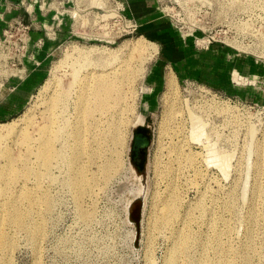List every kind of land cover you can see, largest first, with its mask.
Returning <instances> with one entry per match:
<instances>
[{
	"label": "rangeland",
	"instance_id": "obj_1",
	"mask_svg": "<svg viewBox=\"0 0 264 264\" xmlns=\"http://www.w3.org/2000/svg\"><path fill=\"white\" fill-rule=\"evenodd\" d=\"M154 1L165 19L157 37L153 32L142 35L139 27L133 30L131 23L121 20L120 7L113 0H71L68 10L73 21L66 28L70 37L59 38L50 32L49 50L45 49L47 40L38 41L48 60H44V79L22 112L0 122L5 131L14 126V131L0 140V151H11L21 171V158L32 159L28 152L35 145L32 141L41 137L40 125L50 121L54 95L63 86H71L70 73L80 64L91 63L90 68L97 71L114 69L125 77L129 73L127 90L125 101L112 115L96 116L95 129L85 136V151L76 169L66 160H58L50 176L45 174L40 181L35 180L37 175L31 176L28 186L10 189L13 195L29 191L31 196L26 203L17 204L22 214H28L27 226L7 227L10 238L4 239L8 243L14 240L15 246L1 252L0 264L10 256L13 264H264V176L254 167V145L264 143V109L259 108L264 107V88L250 81L234 82L235 92L229 95L200 79L179 75L177 67L162 57L163 48L174 38L179 44L195 46L197 41L214 37L218 42L213 45L230 50L242 77L255 74L264 86V0ZM23 30L15 25L2 33L8 31L10 42L15 43L10 67L16 69L12 75L19 80L30 75L25 68L29 58L35 68L43 64L40 58L30 56L31 40L24 38ZM137 41L146 50L141 58L131 51ZM20 47L23 50L18 53ZM1 55L0 81L10 73ZM102 57L109 58V63L98 65ZM170 77L174 84L168 82ZM168 84L174 87L175 105L171 106V120L163 121L165 106L171 101L165 96ZM258 88L261 95L255 91ZM226 96L240 98L239 104L245 100L257 105L242 111L241 117H251L258 129L252 164L247 166L250 139L245 128L226 124L219 127V147L234 156L229 153L223 169L188 166V153H202L194 142L204 144L201 133L206 123L198 114L205 115L203 107L213 103V98L227 100ZM190 108L194 116H188ZM222 120L223 116L219 117L217 124L222 125ZM111 127L119 134L115 141L109 137ZM25 136L30 137L26 144L20 142ZM70 139L74 144L72 135ZM79 145L65 148L66 157L77 153ZM140 148L145 154L138 167ZM175 148L180 152L179 161ZM195 155L200 162L199 154ZM157 159L164 166L171 162L174 183L163 176L166 166L162 171L156 169ZM34 164L37 174L45 172L42 164L35 160ZM261 166L264 168V157ZM79 169L88 186L81 203L77 199L80 190L70 185ZM210 171L217 180L207 175ZM2 190L0 187V193ZM170 204H176L177 210L166 221L161 212ZM81 213L89 214V219H83Z\"/></svg>",
	"mask_w": 264,
	"mask_h": 264
},
{
	"label": "bare ground",
	"instance_id": "obj_2",
	"mask_svg": "<svg viewBox=\"0 0 264 264\" xmlns=\"http://www.w3.org/2000/svg\"><path fill=\"white\" fill-rule=\"evenodd\" d=\"M131 51L139 58L143 57L146 52L144 44L138 41L133 45ZM88 54L89 53H82L81 56L89 57ZM140 61H142V59H140ZM100 63L101 64L98 65L109 63V58L102 57V59H100ZM90 65L91 63H82L80 64L79 68H77L75 71L73 70L74 74L70 73V76L71 74L73 75V81L71 82L70 80V87L67 85L69 88H67V86H63V83L62 86L64 89L61 88V84L58 86L62 90L54 95L52 100V104L50 106V121L40 125L38 131L41 130V137L36 138L35 143L32 141V143L35 145L29 148L28 155L32 159L28 160L26 158H21L24 164L23 171H21V169L18 167V160L15 159L11 151H0V167L4 165L0 171V187L3 188L2 192L0 193L3 195V197L0 199V254L1 252H6L8 248H13L15 246L14 240L10 243L6 242L10 238L7 227L13 229L14 227L25 228L27 226L26 215L28 216V214H22V209L17 204H19L20 201L22 203H26L30 198L31 193L28 191L23 192L21 195H13L10 189L16 185L28 186L29 182L33 180L31 176L34 177L37 175L35 180L38 181H40L41 178L45 176V174L50 176L49 172H51L54 162L58 160L61 162L66 160L70 168L76 169L78 161L85 151V145L87 141L85 136L91 129H95L94 123L95 120H97L96 116L100 114L112 115L111 111L117 108L120 103L125 101L124 91L127 90L125 83H127V77L129 73L127 74V77H125L124 75H120L118 72L114 71V69L109 70V68H102L97 71V69H91ZM86 70V74L83 73ZM66 74L68 75V73ZM173 78L170 77L168 82L175 83ZM168 85L172 86L171 84ZM170 86L169 93H166L165 96L166 99L171 97V101H167L163 114V121L168 119L171 120L173 117L171 106L175 105V98L172 96V90L174 87ZM71 108L72 112L70 111ZM203 108L205 109V115L202 113L196 114L202 116L206 123L205 128L201 133L202 137H204V144L194 142L200 145L202 153H196L192 151L190 154L188 153V155L185 156L188 158L187 165L199 167V164L200 166L206 168L218 166L220 169H223V164L228 158L229 153L233 154L232 152H225L219 147V140L221 137L219 127L225 126L226 124L234 128L238 126L245 128L247 136L250 139L247 166L252 164L251 158L254 150L252 145L254 144L253 138L258 132L257 126L251 122H247L245 124L246 121H241L239 119L237 107L232 106L227 102L213 101V103L208 104ZM191 110L192 109L190 108L188 111V116H194L190 114ZM206 116L210 118H207ZM212 116H215V118H212ZM221 116H223V124L219 125L217 122L218 118ZM211 119H213L214 122ZM208 128H210V131H208ZM7 130L5 131L3 128H0V140L6 138L4 136L7 132L14 131V126L8 127ZM232 133L235 134V130H233ZM70 135H72V138L74 139V144L79 143L80 145L78 146V152L67 158L65 152H63L64 149L74 145L72 144ZM118 135L119 134L117 131L111 127V130L109 131V137L115 141V138L118 139ZM29 138L30 137L25 136L20 142L26 144L29 142ZM262 145H264L263 142H256L254 145L256 147V151L254 150V152L257 154V160L254 163V167L259 174L264 176V168L261 166V161L264 157V155H262L264 154L262 153V148L264 149ZM176 150L177 149L175 148V152H177L176 155L179 157L176 160L179 161L181 158L180 152ZM195 154H199L200 162H198V159H195V157L197 158ZM34 160L42 164V166L45 168V172H38L37 174ZM157 160L158 161L155 163L156 169L162 171V167L166 166L163 171V176L167 177L170 183H174L175 176L173 177L171 174L173 167V165L170 164L171 162L165 164L164 166V163L162 164L159 159ZM203 163L205 166H203ZM105 171L107 174L109 173V164L106 165ZM207 175L210 178H215L214 172L212 174V171L208 172ZM210 178L209 180H211ZM259 178L261 177H258V179ZM70 185L72 187L76 186L80 190L81 193L77 194V199L78 202L81 203L83 198L82 195L84 191H86V188L88 190V186L87 180L80 169L76 170V175H74V178L71 179ZM165 203L166 202H164V204ZM176 210V204L168 205L166 211H163L162 209V218L166 221H169L171 219L170 216L173 215ZM81 216L85 220L89 219V214L87 213H81ZM10 257H8V259L5 261V264H13V261ZM1 261L2 259L0 257V262ZM169 264H174V262L171 261Z\"/></svg>",
	"mask_w": 264,
	"mask_h": 264
},
{
	"label": "crops",
	"instance_id": "obj_3",
	"mask_svg": "<svg viewBox=\"0 0 264 264\" xmlns=\"http://www.w3.org/2000/svg\"><path fill=\"white\" fill-rule=\"evenodd\" d=\"M119 1L125 5L126 15L137 23L140 34L153 32L154 36H159L157 32L162 28L165 19L159 13L156 1ZM47 3V5H41V0H0V34L2 35L3 30L9 25L19 23L29 25L32 29L30 56L36 57L37 60L40 58L43 61L41 67L35 68L29 58L25 62V68L26 71L30 72V75L22 80L12 75V72L16 71L15 68L10 67L9 64L4 65L6 71L10 73L7 79L0 81V122L7 121L22 112L29 103L36 87L44 79L46 72L44 62L48 60H46L47 56L44 55L46 52L42 50L43 48H39L38 41L47 40L45 49L49 50L50 32L59 38L70 37L66 28L73 21L72 12L68 10L71 6V0H47ZM56 15H58L60 23L55 20ZM172 43L163 48L162 57L166 62L177 67L179 75L183 74L185 77L200 79L206 85L218 90L222 89L229 95L235 92L236 85L234 82L247 84L250 81L260 89L264 88L261 82L256 81L259 76L252 74L245 75L247 78L242 77L239 71L240 66L235 62V58H232L233 55L229 49L218 45H212L207 50L199 49L190 43L179 44L180 42L175 38ZM241 81L243 82L239 83ZM259 88L255 91L261 95ZM250 92L246 94L250 95ZM242 93L241 91L240 95ZM258 93H254V95L260 96Z\"/></svg>",
	"mask_w": 264,
	"mask_h": 264
},
{
	"label": "built area",
	"instance_id": "obj_4",
	"mask_svg": "<svg viewBox=\"0 0 264 264\" xmlns=\"http://www.w3.org/2000/svg\"><path fill=\"white\" fill-rule=\"evenodd\" d=\"M113 1H115L116 2V4L117 5H119V11H120V18H121V20H123L125 23H131L132 24V29L133 30H137L138 29V25H137V23L136 22H134L133 20H131L127 15H126V7H125V5L121 2V1H119V0H113ZM47 3V0H41V5L42 4H44V5H47L46 4ZM55 20H58V23H60V19H59V17H58V15H56V17H55ZM17 25H19L20 27H23L24 28V30L23 31H25V33H24V35L23 36H25L24 38L25 39H28V40H31V27L29 26V25H26V24H23V23H19V24H17ZM15 25H9V26H7L6 27V29L7 28H10V29H12L13 27H14ZM9 32L8 31H5V33L0 37V52L3 54V55H1V58L3 59V60H5V62H6V64H11V62H13L12 61V59H13V57L11 56L12 55V50H14L13 49V46H15V43L14 44H12L11 42H10V39L12 38V35H9L10 37H8L7 36V34H8ZM218 41L214 38V37H208V39L206 40V41H197V43H196V47L198 48V47H200L201 49H209L214 43H217ZM17 50H18V53L19 52H21L22 50H23V48L22 47H20V48H17ZM16 50V51H17ZM14 67H15V65L14 64H12ZM13 68V67H12ZM218 93H220L219 91H217ZM220 94H222V93H220ZM214 97H217V95H215ZM228 99L227 100H220V98H217V99H219L220 101H218V102H227V103H229L230 105H232L231 104V102H233L235 105H232V106H235V107H237V109H238V115H239V119L241 120V121H243V122H245V124L247 123V122H251V123H253L252 122V120H251V117H250V119H242L241 117L243 116V113H242V111H249V110H251V109H253L254 107H256L257 105H255V104H252V103H249V102H244L243 101V104L242 103H240L239 104V102L240 101H238L239 99H238V97H236L237 99H233V97H228V96H226ZM233 100V101H232ZM213 101H215V98H213ZM234 101H237L238 103L236 104V102H234ZM240 105L242 106V108L240 107ZM259 108H263L264 109V107H259ZM254 124V123H253ZM227 126V125H226ZM241 127V126H240Z\"/></svg>",
	"mask_w": 264,
	"mask_h": 264
},
{
	"label": "flooded vegetation",
	"instance_id": "obj_5",
	"mask_svg": "<svg viewBox=\"0 0 264 264\" xmlns=\"http://www.w3.org/2000/svg\"><path fill=\"white\" fill-rule=\"evenodd\" d=\"M137 149V148H136ZM145 154L144 149L140 148L138 149V155H139V160H138V167L142 166V162L144 161L143 155Z\"/></svg>",
	"mask_w": 264,
	"mask_h": 264
}]
</instances>
